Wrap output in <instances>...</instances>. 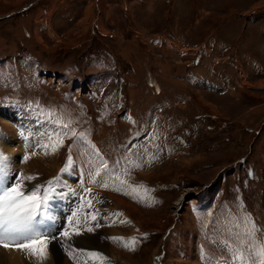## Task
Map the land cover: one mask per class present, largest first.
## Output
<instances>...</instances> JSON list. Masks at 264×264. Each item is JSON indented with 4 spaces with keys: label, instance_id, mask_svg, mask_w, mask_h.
<instances>
[{
    "label": "rangeland",
    "instance_id": "obj_1",
    "mask_svg": "<svg viewBox=\"0 0 264 264\" xmlns=\"http://www.w3.org/2000/svg\"><path fill=\"white\" fill-rule=\"evenodd\" d=\"M3 110L10 178L59 177L43 218L88 215L65 243L104 264H231L235 221L264 230V0H0ZM44 262L74 264L56 242Z\"/></svg>",
    "mask_w": 264,
    "mask_h": 264
},
{
    "label": "snow or ice",
    "instance_id": "obj_2",
    "mask_svg": "<svg viewBox=\"0 0 264 264\" xmlns=\"http://www.w3.org/2000/svg\"><path fill=\"white\" fill-rule=\"evenodd\" d=\"M63 127L68 128L69 125L64 124ZM68 135L77 136V133L75 131L63 133L55 140L50 139V143L41 144V147L45 149L44 154H55L59 148L63 147V137ZM29 159L30 156L26 155L22 162H27ZM8 161L9 158L0 152V247L19 250L29 261L35 259L42 264L48 258L49 245L56 242L61 244L74 264L76 261H81V264H89V261L91 264H104L105 258L102 254L77 249L70 243H65V241H71L73 236L81 235L82 230L93 231L91 227H88V215H84L81 219L79 213H74L73 219L68 222L71 231L69 228H64L58 234L53 233L52 226L43 218V210L54 196L59 177L48 181L45 185H36L26 191L25 181L31 182L36 177L20 173L10 178ZM70 164L71 158L61 172H64ZM134 166L140 167L138 164ZM103 167L107 169L106 164ZM126 172L127 169H125ZM100 176L101 171L97 169L92 175L91 183L95 184L97 177ZM120 183L123 185L126 181L121 180ZM108 186L107 181L101 184L104 188ZM85 192L90 193L91 190L85 189ZM85 207H92L91 200L81 206V211ZM38 216L41 219H37ZM91 219L95 221L97 217L92 215ZM235 224L238 229H241L237 239L231 242L228 239L223 241L224 247L232 256L231 264H264V235H258V233H264V230L258 229L247 215L235 221ZM112 239L122 242L125 248L134 250L136 244L134 239L128 242H123L120 238Z\"/></svg>",
    "mask_w": 264,
    "mask_h": 264
},
{
    "label": "bare ground",
    "instance_id": "obj_3",
    "mask_svg": "<svg viewBox=\"0 0 264 264\" xmlns=\"http://www.w3.org/2000/svg\"><path fill=\"white\" fill-rule=\"evenodd\" d=\"M1 120L3 122H8L12 121V119L16 120H22L21 116L19 115H14L11 112L8 111H1ZM12 118V119H11ZM13 122V121H12ZM18 122V121H17ZM14 123V122H13ZM37 130L36 128L30 131L29 136L27 138V141L24 140L22 143H33L34 144V139L36 138L35 135H33ZM40 132V131H39ZM43 132V131H42ZM20 139L17 138H10L8 140H1L0 145L8 152L11 153L13 150H15V145L21 144L19 141ZM45 142V141H44ZM43 142V143H44ZM31 143V144H32ZM39 143V142H38ZM45 144V143H44ZM27 172V171H26ZM54 248V247H53ZM53 254V252H52ZM54 255V254H53ZM61 254L57 252V257H60ZM56 259V258H55ZM50 260V259H49ZM53 262V261H52ZM57 263V262H56ZM0 264H40V262L36 261L35 259L29 261L28 259L25 258V254L19 250L15 249H5L3 247H0ZM42 264H45L43 261Z\"/></svg>",
    "mask_w": 264,
    "mask_h": 264
},
{
    "label": "crops",
    "instance_id": "obj_4",
    "mask_svg": "<svg viewBox=\"0 0 264 264\" xmlns=\"http://www.w3.org/2000/svg\"><path fill=\"white\" fill-rule=\"evenodd\" d=\"M117 232H114V234H116ZM92 252H96L95 250L94 251H92ZM113 258V256L111 257V259ZM111 262H113L114 263V261L112 260ZM115 264H120V261L118 260V262L116 263L115 262Z\"/></svg>",
    "mask_w": 264,
    "mask_h": 264
}]
</instances>
